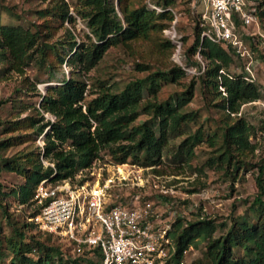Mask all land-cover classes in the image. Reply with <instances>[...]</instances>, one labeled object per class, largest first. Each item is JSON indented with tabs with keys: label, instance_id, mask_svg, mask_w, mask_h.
<instances>
[{
	"label": "rangeland",
	"instance_id": "obj_1",
	"mask_svg": "<svg viewBox=\"0 0 264 264\" xmlns=\"http://www.w3.org/2000/svg\"><path fill=\"white\" fill-rule=\"evenodd\" d=\"M164 1L128 0L126 3L132 6L146 5L160 12L164 9ZM260 1L250 0L252 9ZM61 2L68 5L73 18L71 22L62 20L57 14L55 6ZM113 2L118 8L117 1ZM188 7L180 0H172L168 5L175 18L171 26L164 30L163 38L174 45L171 54L168 49L159 48L155 41L130 42L109 48L93 69L86 74L75 73L74 76L86 83V100L89 101L104 88L119 93L127 84L149 75L158 72L168 74L174 67L184 70L185 74L178 77L176 82L161 80L155 101H171L176 96L185 95L192 87V98L183 110L195 112V122L188 125L187 134L167 141L156 163L144 164L142 155L138 161L129 159L126 170L122 172L126 180L121 185L110 187L108 193L114 202L140 206L149 204V221L154 230L168 232L177 222L185 228L195 221L211 220L218 226L213 234L217 238L226 234L233 219L255 221L252 205L258 191L256 177L264 164V26L260 23L236 28L237 34L252 52L254 82L260 95L256 101L243 104L236 115H229L219 106L224 95L223 88H219L218 91L222 93L219 95L204 80L206 62L198 54L189 56L188 50L195 40L197 19L195 9L192 8L190 12ZM78 9L77 0H0L1 24L22 25L32 32H39V50L34 51L26 64L20 66L21 72L0 62V142L9 140L12 143L0 150L1 168L5 161L22 157L30 151L38 153L39 147L42 148L44 134L36 136L25 126L26 120L36 115L34 107H38L40 94H45L48 87L60 85L75 70L70 64H60L57 56L69 57L71 37L77 43L88 42L87 21L77 13ZM196 10L197 13H205V4L201 1ZM49 45H55L57 49L50 50ZM41 50H44L43 59ZM242 71L244 63L234 55L227 72L237 76ZM149 99L152 98L146 95L143 98ZM46 117L54 120L50 115ZM239 118L249 128L248 140L253 149L237 155L241 164L237 175L232 177L227 165L220 168L216 163L212 164L211 159L220 153L226 125ZM14 121H19L21 125L13 126L11 122ZM142 124L157 128L155 118L146 113H141L130 128ZM196 133L201 139L193 147L192 153L182 160L175 158L180 143ZM41 162L45 168H51L47 165L51 163L48 160L41 157ZM113 165L108 151H102L100 158L92 160L88 169L79 168L74 177L67 181L71 185H78L85 180L95 186L97 182L101 183L108 176L116 174ZM24 183L23 177L16 172L4 168L0 170V203L11 218L8 221L4 210L0 209V264H12L13 254L7 240L14 237L13 229L16 226L25 234L24 242L38 241L48 248H57L65 258L80 257L63 241L43 233L34 225L30 218L38 208L35 203L21 204L17 196L10 194L12 190H19ZM24 224L27 226L23 227ZM165 238L169 244L165 245L166 256L159 264L205 263V241L199 240L191 245L177 263L173 258L175 245L166 235ZM234 254L242 256L243 251L235 248ZM30 256L37 259L36 253ZM91 259L96 260L95 257Z\"/></svg>",
	"mask_w": 264,
	"mask_h": 264
},
{
	"label": "trees",
	"instance_id": "obj_2",
	"mask_svg": "<svg viewBox=\"0 0 264 264\" xmlns=\"http://www.w3.org/2000/svg\"><path fill=\"white\" fill-rule=\"evenodd\" d=\"M77 1V13L87 21L88 42L77 43L71 37L69 57L57 56L60 64H70L76 71L73 70L71 77L62 80L60 85L48 87L45 94H40L38 107H34L36 115L29 117L25 124L36 136L44 134V145L39 147L38 153L30 151L22 157L5 161L0 167V170L4 168L23 177L25 183L19 190L10 193L17 196L21 204L33 203L35 189L41 181L56 183L73 178L79 168H85L92 160L100 158L102 151H108L112 162L116 164L126 163L129 159L138 161L140 155L143 156L144 164H154L161 157L167 141L187 134L188 125L197 118L195 112L183 110L192 98V87L185 95L176 96L171 101H155L161 80L176 82L178 77L185 74L179 67H174L168 74L158 72L135 80L119 93L101 89L89 101L86 100V83L74 76L75 73L86 74L93 69L109 48L130 42L155 41L159 48H166L171 54L174 45L163 38V32L175 18L173 11L168 9L172 0H165L164 9L160 12L146 5L132 6L126 3L128 0H116L118 8H115L114 0ZM180 2L187 3L192 12V0ZM55 7L62 20H73L65 2ZM252 13L257 24L264 26V0L256 4ZM195 17L196 34L188 50L189 56L198 54L206 62L204 80L219 95L222 94L219 88H223L224 95L219 106L229 115H236L243 104L259 98V90L254 81L245 79V71L237 76L227 72L233 62V49L201 38L204 29L201 16L196 13ZM235 24L236 28L241 25L238 20H235ZM38 37L39 32H32L22 25L0 23V62L21 72L20 66L25 65L32 53L39 50ZM48 49L57 48L49 45ZM43 51L41 59L44 57ZM145 95L152 99L143 100ZM141 113L151 114L157 121V128L153 129L147 124L130 128ZM46 115L54 117V120L48 119ZM11 123L15 127L21 125L19 121ZM249 135V128L243 119L227 124L220 153L211 159V163H216L220 168L227 165L232 177H235L241 164L237 155L253 149L248 140ZM200 139L198 133L189 135L180 143L174 157L180 160L188 157ZM11 145L9 140L1 141L0 150ZM41 157L53 163L54 169L45 168ZM263 170L264 164L256 177L258 191L252 205L254 222L248 218L233 219L226 234L217 238L213 234L218 226L211 220L195 221L185 228L177 222L172 230H168L167 235L175 245L173 258L177 263L185 250L201 240L206 242L204 264H264ZM1 206L0 203V209L4 210L3 214L9 221L8 212ZM26 226L24 224L23 227ZM13 232L14 237L7 240L13 254L12 264H100L99 255L95 261L88 256L65 258L57 248H48L38 241L24 242L25 234L17 226ZM235 248L242 250L243 255L235 256ZM31 253H36L37 259L31 257Z\"/></svg>",
	"mask_w": 264,
	"mask_h": 264
},
{
	"label": "built area",
	"instance_id": "obj_3",
	"mask_svg": "<svg viewBox=\"0 0 264 264\" xmlns=\"http://www.w3.org/2000/svg\"><path fill=\"white\" fill-rule=\"evenodd\" d=\"M201 1L206 7L205 13H198L204 27L201 38L230 46L244 63L245 79L253 82L252 52L237 34L235 24V20L242 27L257 24L250 0H192L196 13ZM113 164L116 174L95 186L85 180L78 185H71L67 179L60 183L41 181L32 198L38 208L30 219L43 233L63 241L74 254L99 255L100 264H159L166 256L167 232L154 230L149 204L110 199V187L126 180L122 172L127 164ZM47 165L54 169L53 163Z\"/></svg>",
	"mask_w": 264,
	"mask_h": 264
}]
</instances>
